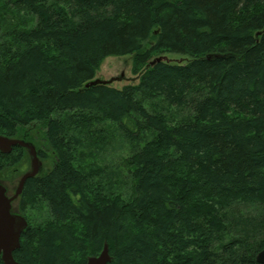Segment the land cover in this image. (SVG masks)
Masks as SVG:
<instances>
[{"label":"trees","instance_id":"trees-1","mask_svg":"<svg viewBox=\"0 0 264 264\" xmlns=\"http://www.w3.org/2000/svg\"><path fill=\"white\" fill-rule=\"evenodd\" d=\"M127 54L138 83L96 80ZM0 134L53 158L20 264H261L264 0H0ZM29 168L0 151V182Z\"/></svg>","mask_w":264,"mask_h":264},{"label":"water","instance_id":"water-1","mask_svg":"<svg viewBox=\"0 0 264 264\" xmlns=\"http://www.w3.org/2000/svg\"><path fill=\"white\" fill-rule=\"evenodd\" d=\"M15 146H21L27 150L30 157V168L21 175L12 195L8 194L7 186L0 182V256L4 264H20L15 259L14 252L20 248L21 235L27 228L28 221L25 216L13 211V202L21 195L26 181L38 175L43 165L33 142L0 134V151L8 154ZM110 261L109 246L105 243L101 253L89 257L87 264H108ZM257 261L264 264V248L258 253Z\"/></svg>","mask_w":264,"mask_h":264},{"label":"rangeland","instance_id":"rangeland-1","mask_svg":"<svg viewBox=\"0 0 264 264\" xmlns=\"http://www.w3.org/2000/svg\"><path fill=\"white\" fill-rule=\"evenodd\" d=\"M160 58L164 60H183V57L175 54H165L160 56ZM96 78L109 82L111 85L118 88L127 84L138 83L139 75L133 73V54L106 57L96 73ZM29 130L31 131L32 140L34 142H38V140L42 141L45 130L43 124L36 122L29 127ZM52 164L53 158H48L46 161H43L42 171L48 170ZM21 175L22 173L17 174L13 176L11 181H5L8 185L9 195L15 192Z\"/></svg>","mask_w":264,"mask_h":264}]
</instances>
